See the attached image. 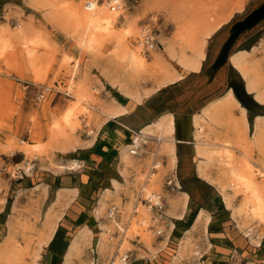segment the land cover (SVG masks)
<instances>
[{"label":"rangeland","instance_id":"rangeland-1","mask_svg":"<svg viewBox=\"0 0 264 264\" xmlns=\"http://www.w3.org/2000/svg\"><path fill=\"white\" fill-rule=\"evenodd\" d=\"M84 2L0 0V264H109L121 242L128 264H264V220L252 217L218 162L231 154L264 192V129L255 139L264 98L232 61L242 52L264 92V0H124L112 31L120 36L128 23L150 30L141 68L119 57L116 38L101 29L94 49L81 47L82 20L73 13ZM126 43L136 51V40ZM180 58L198 59L200 68L188 70ZM170 76L179 79L161 97L173 105L157 112L154 100L168 85L158 83ZM76 85L85 88L83 102ZM227 92L229 101L205 115ZM67 110L74 128L63 126ZM164 112L174 119L172 152L151 132L135 147L134 137ZM197 140L213 159L197 152ZM73 161L78 168H64ZM152 181L160 211L148 210L140 193ZM137 200L148 225L132 213Z\"/></svg>","mask_w":264,"mask_h":264},{"label":"bare ground","instance_id":"bare-ground-1","mask_svg":"<svg viewBox=\"0 0 264 264\" xmlns=\"http://www.w3.org/2000/svg\"><path fill=\"white\" fill-rule=\"evenodd\" d=\"M123 2H124V0H107V1L105 0L103 4L99 5V0H85L83 7H82L83 9L77 8V9H74V13L72 12L74 14L73 19L79 18L80 20H82L83 33H82V36L79 38L81 47L85 48L87 51L94 49L96 46L95 47H93V46L96 44V40H97L96 33L98 30L100 31V29H101L103 32H105V34L107 33L108 38H110L111 36H113L112 38H116V42L115 41L114 42L116 43V47L118 48V53H119L118 56L120 55L123 59H126L125 61L128 60L129 63L132 65V68H133V66H135L136 68H141L144 65L143 64L144 63L143 57L141 56L142 55L141 49L152 42V40H151L152 38L150 36L151 33H150V30H148V28H144L142 31L138 32L139 29L137 30L135 24H133V23H128L127 28L126 29L124 28V31L122 30L123 33L120 36L117 33H114L112 31V25L116 22L117 17H119L120 14L122 13L121 10L123 8V6H122L124 4ZM101 22H103V25L101 24ZM217 26H218V24H217ZM136 34H138V35H136ZM128 37L130 39L133 38L134 40L137 41L138 47L136 48V51H131L128 48L127 43H126V38H128ZM146 38L148 40H146ZM114 48H115V46H114ZM241 53L242 52L235 54V56L232 60L233 64L239 68V70L243 74V77L247 79L246 80L247 89L250 91H257L258 94L256 96L258 98L261 97L263 99L264 97H262V95L264 96V92L259 90V88L257 87V84L255 85V83H256L255 80L249 76V73L252 72V70H251L250 66H247V63L244 60V58L242 56L239 57V55ZM123 59H121V61ZM179 62L182 64V67L184 66L185 68L191 69L192 71L193 70L197 71L200 68V61L198 59L180 58ZM73 67L75 68L76 64H74ZM139 70H141V69H139ZM170 77L172 79L174 78L173 76H170ZM169 78L167 79V77H166V80L164 79L165 81H163V80H162L163 82L159 81L158 84H162L166 81H169ZM82 86L76 85L75 94H77V96L75 94L74 95L72 94L76 98V100L79 102L82 101V98L85 97V93H86V91L84 90L85 88H83ZM71 88H74V86L72 85V82L70 83V86L67 88L66 93L71 94L72 93ZM229 96H230V93L227 92L226 95L223 96L222 98H220L214 102L209 103L210 107L207 106V108L204 107L202 109L205 112H207V113H205V115L206 114L208 115V112H209V114H213L210 112L212 110H214V108L217 105L216 103H218L222 100L228 102L230 99ZM135 97L138 100L140 98V96H138L137 94H135ZM261 98H259L258 100L261 101L262 100ZM262 101H264V100H262ZM218 105H219V103H218ZM82 107H83V105H82ZM85 107H86V105H85ZM221 108H222V106H221ZM83 110H84V107H83ZM70 111L71 110H69V111L67 110V113L63 116L64 128H67V127L72 128L73 126H76V124H75L76 122H72V120H71V116H72L71 114L72 113ZM261 125L258 124L255 127V132L257 131L255 133V135H256L255 139L256 140H258V139L261 140L260 136H262V132L264 129L263 125L262 126ZM149 126H148L149 128L145 127L144 129H142L140 134H138L136 137H134L133 143H134L135 147H139L140 141H145L144 136L146 134L148 135L147 132L157 133L159 141L161 140L162 144H166V142L170 139V136L174 130V122H173L170 115H164V116L159 117V119L157 121H155L154 123H152ZM54 128H56V130H55L56 134H62L64 131V128L59 124H56ZM149 135H150V133H149ZM164 146L166 147L167 144ZM196 147H197V152L199 154H201L202 156L205 155L209 161H210V159H213L212 155L215 152L213 150L210 151V150L206 149V143H204L203 141L197 140L196 141ZM172 148H173L172 145L168 144L167 150L169 149V151L172 152ZM21 150L25 154H30V153H28V148H26V147L21 148ZM130 153L136 154L135 151H133V152L131 151ZM130 153L125 152L123 154V157L126 158L125 161H129V159L131 158ZM222 154H219V161L218 162H220L222 167L227 171V172L226 171L225 172L229 176V181H231L230 187H233L237 191H240V192L245 194L248 203L251 205V208L249 209L250 214L252 215V217L257 218L259 221H263L264 220V192L262 191L261 187L255 183L252 174L245 173L244 171H242V169H238V168L233 167L234 160L232 159L231 154H228L227 152H225V154H224L225 160H223V161L221 160L224 158V156L221 157ZM154 157H157V155L155 154ZM170 160L171 161L174 160L173 156L171 157ZM26 164H27V166H29L30 162H26ZM155 164H153L152 169H154V168L158 169L159 161L156 160ZM234 165H235V163H234ZM60 168H63V166H61ZM64 168H66V169L78 168V163H76V161L70 162L69 165L67 167H64ZM199 172L202 175L206 174L204 165L199 166ZM154 182L155 181H152V183L149 185L150 189H146L145 184L140 188V193L143 194V196L145 197L144 203H146V201L149 202V203H146L145 206H147L146 208L152 212L154 211V209L152 208L153 203H151V202H154V203L159 202L160 203L159 205L160 206L162 205V207L159 206L160 207L159 211L163 208L162 200L160 198L159 192H157L155 190L156 186L154 185ZM139 206L141 207V209L138 208ZM134 207H136V208H134L132 210V213H136V212L138 214L140 213V215L139 216L137 215V217L135 219H137L144 226L148 225V221L150 219V214L148 213L149 211H147L145 209L143 204L140 205V202L138 200L136 201V206H134ZM155 210H157V209H155ZM114 211H115V209H111L108 212V216L110 217L111 220H113L114 225L121 231L122 239L124 240L123 235L125 234L126 228L122 229L120 227V225L116 221H114L115 220ZM159 216L160 215H154V218H153L154 223H157ZM132 219H133L132 216L129 215V216H127L126 219L123 220L122 223H124L127 227L128 225H130L132 223L131 222ZM124 221H126V222H124ZM129 228H131V226ZM144 228H146V227H144ZM113 252L114 253H113L112 259L110 260L109 264H128L130 254H127L125 252V249L123 247L122 242L120 244H118V246L116 247V249ZM90 264H93V263L90 262Z\"/></svg>","mask_w":264,"mask_h":264},{"label":"trees","instance_id":"trees-1","mask_svg":"<svg viewBox=\"0 0 264 264\" xmlns=\"http://www.w3.org/2000/svg\"><path fill=\"white\" fill-rule=\"evenodd\" d=\"M175 85V84H174ZM170 85L166 86L164 89H162L158 94L160 95L159 98H156L154 100V106L155 111L160 112L161 110H170L172 104V101H174V98L171 97L169 99H163L161 96L163 93L170 89Z\"/></svg>","mask_w":264,"mask_h":264},{"label":"crops","instance_id":"crops-1","mask_svg":"<svg viewBox=\"0 0 264 264\" xmlns=\"http://www.w3.org/2000/svg\"><path fill=\"white\" fill-rule=\"evenodd\" d=\"M158 48H159V46H158ZM188 70H191V69H188ZM192 71V70H191ZM193 71H195V70H193ZM173 73H175V72H173ZM179 78L177 77V78H175V79H173V80H170V81H167V82H164V83H162V84H160V86H164V85H166V84H168V85H172V84H175V83H177L176 81L178 80ZM168 85H166V86H168ZM163 89V88H162ZM162 89H160L159 90V92L162 90ZM226 95V94H225ZM224 95V96H225ZM222 98V97H221ZM220 99V98H219ZM124 108V107H123ZM125 109V108H124ZM203 109V108H202ZM164 115H167L165 112H164ZM163 114H162V116H164ZM168 115H170L171 116V114H168ZM242 112L241 111H236L235 112V116L236 117H242ZM171 118H173V117H171ZM173 120V122H174V119H172ZM149 126V125H148ZM147 126V127H148ZM150 127V126H149ZM148 127V128H149ZM146 133V132H145ZM148 133V132H147ZM151 133H154V132H151ZM155 159L156 160H158L157 159V157H155ZM154 159V161H152V162H155L156 160ZM155 164V163H154ZM152 165H153V163H152ZM156 165V164H155ZM153 171H156L155 169H152ZM117 196H120V197H122V192L121 191H118V192H116L115 194H113L112 196H111V199L110 200H113V199H115ZM141 202V201H140Z\"/></svg>","mask_w":264,"mask_h":264},{"label":"built area","instance_id":"built-area-1","mask_svg":"<svg viewBox=\"0 0 264 264\" xmlns=\"http://www.w3.org/2000/svg\"><path fill=\"white\" fill-rule=\"evenodd\" d=\"M146 40H148L147 38H146ZM158 45V44H157ZM45 91L47 92V91H49L48 89H45ZM154 169H156V168H154ZM147 202V201H146ZM147 203H149V202H147ZM151 203H153V209H157V210H159V208L160 207H162V205L160 206L159 204V202L158 203H154V202H151ZM160 206V207H159Z\"/></svg>","mask_w":264,"mask_h":264},{"label":"water","instance_id":"water-1","mask_svg":"<svg viewBox=\"0 0 264 264\" xmlns=\"http://www.w3.org/2000/svg\"><path fill=\"white\" fill-rule=\"evenodd\" d=\"M228 44L229 43H227V45L223 48L222 53H221L222 56L225 55L227 48H228Z\"/></svg>","mask_w":264,"mask_h":264}]
</instances>
